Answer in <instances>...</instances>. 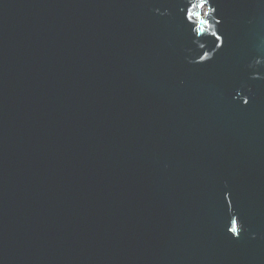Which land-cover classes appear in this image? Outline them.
I'll return each instance as SVG.
<instances>
[{
  "label": "water",
  "instance_id": "obj_1",
  "mask_svg": "<svg viewBox=\"0 0 264 264\" xmlns=\"http://www.w3.org/2000/svg\"><path fill=\"white\" fill-rule=\"evenodd\" d=\"M198 2L0 0V264H264V0Z\"/></svg>",
  "mask_w": 264,
  "mask_h": 264
},
{
  "label": "clouds",
  "instance_id": "obj_2",
  "mask_svg": "<svg viewBox=\"0 0 264 264\" xmlns=\"http://www.w3.org/2000/svg\"><path fill=\"white\" fill-rule=\"evenodd\" d=\"M206 2H207V0H200V3H202V4H204ZM193 8H196V7H194V6L188 7L187 16H188L189 20H191L192 16L194 15V13L192 11ZM214 12H215V9L211 6H209L207 8V10L204 12V16L207 17V16H209L210 13L213 14ZM195 15L197 17H199L200 14H199V12H197V13H195ZM212 18L215 19L214 16ZM200 23H202L204 25V27L198 28V31L196 32L197 37H199L200 34L204 33L207 30V28L213 27V25L209 24L208 20H201ZM215 23L219 24L220 21L218 19H215ZM212 35L215 36L217 39H219V36L217 35V33L215 31L212 32ZM219 46L220 45L218 44L217 47H219ZM199 47L203 49L204 44H202V43L199 44ZM213 55H214V51H212L211 54L209 51H204L203 54L198 57L196 62L199 63V62H203L205 60L211 59ZM256 63L259 64V63H261V61L257 60ZM253 78H257V76L254 75ZM242 99H243V103L246 105L248 103V97L244 96ZM229 195L230 194L226 192L225 198L227 199L229 197ZM245 230L246 229H244L243 225L239 222L238 217L236 215H233L231 222H230V227L228 228V232L231 233L232 236L235 238V237H239L240 232L245 231Z\"/></svg>",
  "mask_w": 264,
  "mask_h": 264
},
{
  "label": "snow or ice",
  "instance_id": "obj_3",
  "mask_svg": "<svg viewBox=\"0 0 264 264\" xmlns=\"http://www.w3.org/2000/svg\"><path fill=\"white\" fill-rule=\"evenodd\" d=\"M206 4H209V0H207V2L204 3V4L200 3V0H199L198 4H197V3H193L192 6H194V7H204ZM187 11H188V9H187ZM218 36H219V35H218ZM216 40H217V41H222V37L219 36V39L216 38ZM219 45H220V44H219ZM205 61H206V60H205Z\"/></svg>",
  "mask_w": 264,
  "mask_h": 264
}]
</instances>
